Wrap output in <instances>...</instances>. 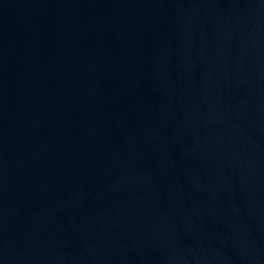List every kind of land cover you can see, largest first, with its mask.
Segmentation results:
<instances>
[{"label":"water","instance_id":"obj_1","mask_svg":"<svg viewBox=\"0 0 264 264\" xmlns=\"http://www.w3.org/2000/svg\"><path fill=\"white\" fill-rule=\"evenodd\" d=\"M0 264H264V0H0Z\"/></svg>","mask_w":264,"mask_h":264}]
</instances>
